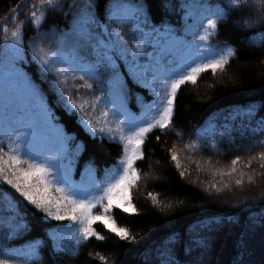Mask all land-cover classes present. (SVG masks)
<instances>
[{"label":"snow or ice","instance_id":"snow-or-ice-1","mask_svg":"<svg viewBox=\"0 0 264 264\" xmlns=\"http://www.w3.org/2000/svg\"><path fill=\"white\" fill-rule=\"evenodd\" d=\"M97 4L98 0H88L74 17L70 33H53V39L47 44V34L40 33L39 29L47 10H63V0H40L39 8L45 11H40L39 15L36 11L28 14L27 19L37 30L29 43L23 38L24 21L18 20L20 5L7 17L16 21L14 29L6 25L0 28L3 33L0 43V184L14 190L37 214H42L44 220L71 221L75 228L72 239L77 247L66 250L73 256L77 255L82 241L105 239L96 231V224L120 240L136 239L127 227L118 226L113 210L137 214L129 189L141 179L136 164L145 158L149 134L159 130L167 135L173 130L177 98L185 85L197 86L199 78L207 72L214 77L218 73L221 77L227 75L230 61L237 58V50L226 42L209 43L218 34L220 22H226L233 11L250 10L249 17H242L236 23L246 29L264 27V0H226L225 6L208 0H183L180 5L185 21L183 36L167 23L151 24L142 3L111 0L105 7V23L96 16ZM126 27L131 28L135 37L131 47L124 31ZM189 35L192 41L187 40ZM259 35V41L256 36L251 37L256 47L264 45V32ZM26 51L31 52L32 61L38 64L40 80L47 84V91L18 67L25 61ZM117 60L123 62L125 72L121 71ZM125 75L157 96L152 104L144 106L142 118L128 110ZM55 109L74 117L77 126L91 139L122 145L123 155L109 182L106 186L96 185L98 195L90 186L72 179L75 159L69 157L67 146L76 140V134L66 131ZM255 111L253 105L236 115L251 118ZM240 128L243 137L248 129L244 125ZM251 131L253 135L264 134V118L257 121V127ZM175 134L183 139L181 132ZM155 139L160 141L161 136ZM203 139V134H198L196 140H190L183 148L196 152L217 147L214 142L203 143ZM254 148L264 149V139L250 142L247 151ZM82 150L83 143H77L75 154ZM169 155L175 167L182 168L175 145L169 149ZM253 162L258 163L261 171L252 167ZM179 174L183 177L186 171ZM213 175L221 177L220 186L215 182L209 185L218 195L226 189L231 191L233 184L243 188L245 177L249 185H256L258 179H264V150L244 158L237 155L226 169H216ZM148 196L153 206L162 211L171 207L162 204L151 192ZM6 212L10 213L7 218ZM0 223L7 224V231L3 233L5 239L30 229L27 213L21 209L19 201L2 191ZM215 223L218 221L211 218L207 223L197 222L196 228H211ZM47 235L54 242L55 250L66 248L63 233L48 232ZM42 243V240L29 242L19 257L12 256L6 249L0 253L3 257L0 264H17L19 259L30 264L40 256ZM174 243L175 238L170 237L168 244ZM195 243L204 245L203 240ZM159 255L161 264H174L172 248L165 246ZM99 258L107 264L104 256Z\"/></svg>","mask_w":264,"mask_h":264},{"label":"trees","instance_id":"trees-1","mask_svg":"<svg viewBox=\"0 0 264 264\" xmlns=\"http://www.w3.org/2000/svg\"><path fill=\"white\" fill-rule=\"evenodd\" d=\"M88 0H63V10L46 11V19L39 31L47 34L48 40L53 39V33L64 34L71 31L73 19L79 14L81 8ZM111 0H98L95 13L97 18L106 22L105 7ZM212 4L226 5V0H208ZM37 7H33V5ZM127 3H142L147 10L150 23L161 25L167 23L177 30V34L183 36L184 12L181 10L183 0H127ZM40 0H0V28L7 26L11 20L7 19L12 9L20 5L18 20L24 21L23 38L29 43L32 37L37 35L35 26L27 19L33 10L39 15ZM250 10L233 11L226 22L218 25V34L209 43L215 45L218 42L227 43L237 50V58L232 59L228 66V73L221 77L218 73L215 77L211 72L202 74L198 85H185L177 98V107L174 115L172 131L162 135L159 130L149 134L145 146V158L138 161L136 167L141 179L132 187V204L136 207L137 214L129 215L119 209L113 210L118 226L127 227L134 241L120 240L114 234L108 232L102 225L96 224V231L105 237L104 240L90 238L83 241L78 248L77 255L69 254L66 249L55 250L48 237V231L58 225L56 220H44L42 214H37L33 208L9 186L0 184V191L10 194L19 201L21 209L27 213L30 229L16 236L5 239L3 233L7 231V224L0 223V253L6 249L14 257L22 256V250L32 241L42 240L39 247L40 256L30 264H105L100 256L106 258L107 264H159L152 255L160 245L170 247L174 251V260L179 264L189 260L191 256L198 255L196 250L202 248L203 256L199 254L200 261L211 263L214 244L220 233L230 239L234 236L241 239L246 225L255 230L264 227V179H258L256 185H249L245 177L243 188L227 189L222 194H216L215 189H210L213 182L220 186L221 177L213 175L216 169H226L231 160L239 155L242 158L255 154L261 148L247 151L252 141L264 139V134L253 135L252 129L257 127V121L264 118V45L256 47L251 37L256 36L260 40V33L264 27L257 26L246 29L236 23L242 17L247 18ZM191 22V21H189ZM124 31L127 38L134 42L131 28ZM3 41V33L0 32V43ZM55 47V44L51 45ZM121 71L125 72L123 62ZM18 67L28 73L31 78L47 91V84L40 80L39 66L32 61L31 52L26 51L25 61ZM51 79V77L49 78ZM127 84L128 104L136 108V99L149 100L152 98L148 88L142 87L125 75ZM213 85L211 88L208 85ZM51 102L52 97L49 96ZM139 100V99H138ZM141 101V100H140ZM255 106V114L249 118L237 116L236 113L249 106ZM60 122L65 125L69 134H76V140L68 144L69 154L76 155V144L83 143V150L76 155L77 167L86 163H92L98 169H104L115 162L121 155L120 143L101 142L93 140L77 126L74 117L67 116L59 109H55ZM241 125L248 131L241 132ZM239 129V130H236ZM176 132L183 134V139L176 136ZM198 134H203V143H216L215 149L204 148L196 152L185 150L183 145L190 140H196ZM161 136L160 141L155 137ZM234 141V142H233ZM176 146L182 168H176L170 159L169 149ZM5 150H7L5 146ZM151 162L157 164L156 174L150 176ZM199 165V168L197 167ZM242 167V165H238ZM257 171H261L257 162L252 165ZM148 169V171H147ZM186 171L181 177L180 171ZM247 171V169H245ZM193 179V180H191ZM224 177V180H227ZM157 196L164 205H171L166 211L153 206L148 193ZM212 196L214 198H207ZM256 201V203H252ZM10 213H4L7 218ZM214 218L218 223L211 228H196L197 222H208ZM228 234L225 235V231ZM232 234V235H231ZM170 237L175 238V243L169 245ZM196 240H203L204 245H198ZM242 242L243 240H238ZM243 246H245L243 244ZM163 247V248H164ZM224 252L219 264H243L242 258L245 251L233 241L224 242ZM194 252V253H193ZM247 256V253H245ZM3 258V257H0ZM148 261V262H147ZM17 264H25V259H19ZM199 264V263H198Z\"/></svg>","mask_w":264,"mask_h":264},{"label":"rangeland","instance_id":"rangeland-1","mask_svg":"<svg viewBox=\"0 0 264 264\" xmlns=\"http://www.w3.org/2000/svg\"><path fill=\"white\" fill-rule=\"evenodd\" d=\"M35 2H36V0H35ZM11 21L13 22L12 27L14 28L16 21H13V20H11ZM187 40L192 41L193 37L191 35H189V36H187ZM149 92L151 93L152 98L149 100L137 98L141 101L136 104V108H133L128 104V98H127L128 110L135 117L142 118V114L145 111L144 106L152 104L153 101H155L157 99V96L154 95L150 89H149ZM122 155H123V149H122L121 156ZM121 156L116 160L115 164H113L110 168L101 171L100 173H98L96 170L89 169L88 164H85L80 175H76L75 168H74L73 173H72V179L77 183H83L85 185L90 186L91 191L95 192L98 195L99 191L96 189V185L97 184H103V186L107 185V183L109 182V177L111 176L113 170L118 165V162H119ZM156 168H157V164L154 162H151V166H149V168H148L150 170V176L151 177H153V175L156 174ZM148 169H147V171H148ZM191 180H193V179H191ZM130 190H132V189L131 188L129 189V195H130ZM206 197L210 198V199L214 198L212 196H206ZM60 222H61L60 225L50 229L49 232L63 233L65 236L64 244H70L69 248L74 249L76 247V245H75V241L72 239V233L75 231V228L73 227L72 222L68 221V220H64V221H60ZM94 227H95V225H94ZM228 233H229L228 230H226L225 235ZM241 239L243 240V244L245 246H243L242 242H238V240H241ZM241 239L240 238L237 239V237L234 236V234H233L232 236H230V239L227 240V237L224 236V234H223L219 238V241L217 243L216 248H214L212 251L214 259L211 260L210 264H219L220 263V257L223 254L224 249H225V247H224L225 241L228 242V244H229V241H231V242L233 241L234 243L238 244L245 251V253H247V256L244 253V257L241 259L243 264H261V263H263V261H264V227H262L259 230H255L251 226L246 225V227L243 231V235L241 236ZM53 244H54V242H53ZM163 247H164L163 245H160L152 253V255L155 257V261L158 260L159 264H161V257L159 254L162 251H164V249H165V247L164 248ZM251 249L256 250V251L252 253ZM196 254H198V255L191 256L190 262L195 261L196 263H193V264H198V263L199 264H209V263H207L208 255L204 258L205 263L199 262L200 257H201V256H199V254H201L203 256L202 248L200 250H196ZM148 263L151 264V262H148ZM174 264H179V262L177 260H174ZM183 264H189V260L187 259L186 261H183Z\"/></svg>","mask_w":264,"mask_h":264},{"label":"bare ground","instance_id":"bare-ground-1","mask_svg":"<svg viewBox=\"0 0 264 264\" xmlns=\"http://www.w3.org/2000/svg\"><path fill=\"white\" fill-rule=\"evenodd\" d=\"M221 236H222V233H220L217 242L214 244V248H216L217 243H218V241H219V238H220ZM255 251H256V250L251 249V252H252V253L255 252ZM213 259H214V256H213V254H212V260H213ZM261 264H264V261H263V263H261Z\"/></svg>","mask_w":264,"mask_h":264}]
</instances>
